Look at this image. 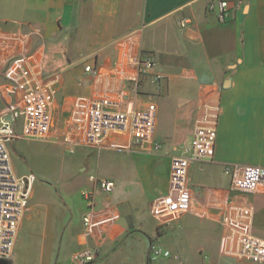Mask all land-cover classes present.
Returning a JSON list of instances; mask_svg holds the SVG:
<instances>
[{
  "label": "crops",
  "instance_id": "0c3cea01",
  "mask_svg": "<svg viewBox=\"0 0 264 264\" xmlns=\"http://www.w3.org/2000/svg\"><path fill=\"white\" fill-rule=\"evenodd\" d=\"M219 1L0 0V66L25 56L38 63L55 91L53 138L84 126L90 101L103 97L122 110L155 104L162 143L161 151L147 153L130 147L127 134H111L99 146H77L78 164L104 150L121 151L119 161L108 156L101 166L98 159L95 172L83 176L86 188L93 187L91 175L116 183L113 192L96 193L89 226L83 197L80 221L64 199L36 200L34 183L15 243L27 244L33 256L27 264H78L73 255L89 249L97 254L91 264L118 258L122 264H262L223 254L222 241L231 206L243 202L254 208V234L264 238V185L240 191L225 173L230 165L264 167V0H227L224 20ZM142 53L153 56L163 78L143 74L135 93L129 79ZM88 65L97 73L86 71ZM209 108L217 114L213 155L191 160L189 209L164 222L158 210L170 190L172 157L187 154L195 122ZM59 139L48 142L60 145ZM8 148L16 174L28 175L17 170ZM118 166L120 184L106 173ZM152 243L171 256L151 260Z\"/></svg>",
  "mask_w": 264,
  "mask_h": 264
},
{
  "label": "built area",
  "instance_id": "2783aa9c",
  "mask_svg": "<svg viewBox=\"0 0 264 264\" xmlns=\"http://www.w3.org/2000/svg\"><path fill=\"white\" fill-rule=\"evenodd\" d=\"M225 19L227 0L216 5ZM215 3L210 8L213 9ZM182 25H185L184 23ZM37 62V61H36ZM86 71L97 73L92 65ZM152 74L154 81H160L163 75L156 70V63L151 54L142 53L139 71L129 79L133 91L138 92L140 75ZM12 84L7 83L9 104H17L15 110L0 112V259H10L15 247L20 223L28 209L30 193L35 182V175L18 176L14 171L8 144L12 139H31L52 141L53 127L52 107L55 91L45 80L38 63L23 57L7 73ZM14 94V100L13 95ZM19 118L22 119V130L17 131ZM157 107L150 104L143 110H122L117 101L96 97L87 108L84 126H73L71 132L65 133L64 143L72 145L99 146L111 134H127L130 147H138L147 153L161 151L162 143L156 138ZM75 125V124H74ZM217 114L209 108L205 115L197 119L193 129V140L186 147L187 154L172 157L170 166V190L163 197L158 210L164 222L179 218L189 209L191 193L188 187V171L191 160H202L212 157L215 145ZM74 132V133H72ZM78 139L76 140V137ZM73 152V151H71ZM225 173L231 176L232 187L245 192H254L264 185V167L254 165H230ZM92 188H83L81 195L87 203L84 222H92L97 192L111 193L116 188L112 179L91 175ZM254 208L249 203H236L231 206L226 216L227 232L222 241V252L236 259L264 264V238L252 230ZM161 256L170 257L171 253L161 245L151 244L149 258L155 260ZM97 258L91 249L79 251L73 255L78 264H91Z\"/></svg>",
  "mask_w": 264,
  "mask_h": 264
},
{
  "label": "rangeland",
  "instance_id": "374dc122",
  "mask_svg": "<svg viewBox=\"0 0 264 264\" xmlns=\"http://www.w3.org/2000/svg\"><path fill=\"white\" fill-rule=\"evenodd\" d=\"M22 58L23 57L13 58L9 61L6 68L0 66V70L4 68V72L0 74V112H5L9 109L15 110L18 107L15 103L12 105L8 103L9 100L7 99V91L5 87H7V83L12 84V80L8 78L7 73L9 74V71L11 72V67ZM3 60L5 59H0V61ZM141 76L142 75H140V78ZM10 95H13L14 100V94ZM21 122L22 119L19 118V124L17 126V131L19 132L22 130ZM56 137L60 138L59 140L62 141L60 142V145L53 144L55 143L54 141L53 143H49L31 139H12V142L9 143L11 144L13 163L19 172H26L35 175L34 197L36 200L43 199V197L48 195L54 197L55 200H58V198H60V200L64 199L68 202L70 210L75 214L76 218L78 217L77 219L81 221L85 205L81 190L82 188L88 187L86 183H82L85 180L83 176L95 172L94 170H96L98 165V159L101 166H105L107 162H109L108 156L112 157L114 155L113 157L115 160L119 161L121 151L104 150L105 152L101 151L98 155H94V157H97L95 160H87L86 162L78 164L76 161L79 158V153H74L76 152L77 146L83 145L69 144L67 146L64 143V137L62 135H57ZM77 139L78 136L76 137V140ZM118 169L120 171L117 169H108L106 173L110 174V176L120 184L122 178L119 166ZM148 216L149 220H152L150 215ZM155 244L160 245L158 243ZM27 249V244L26 246H23L20 241L17 242L11 256L16 264H27L29 261L28 257H33L26 254L25 250ZM70 254L71 253H69V255ZM168 261L170 264H179V261L176 260ZM112 264L122 263L120 258H118V260H114Z\"/></svg>",
  "mask_w": 264,
  "mask_h": 264
},
{
  "label": "water",
  "instance_id": "95a60500",
  "mask_svg": "<svg viewBox=\"0 0 264 264\" xmlns=\"http://www.w3.org/2000/svg\"><path fill=\"white\" fill-rule=\"evenodd\" d=\"M112 136H113V135H111V137L109 136L108 138H106V139L104 140V142L110 140V139L112 138ZM123 136H124V135H123ZM125 137H126V136H125ZM0 264H12V263H11V261L8 260V259H0Z\"/></svg>",
  "mask_w": 264,
  "mask_h": 264
}]
</instances>
